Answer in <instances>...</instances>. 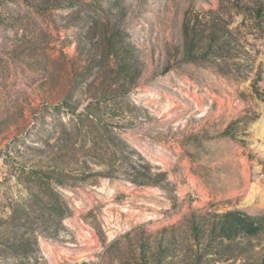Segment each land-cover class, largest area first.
Listing matches in <instances>:
<instances>
[{"label":"rangeland","instance_id":"374dc122","mask_svg":"<svg viewBox=\"0 0 264 264\" xmlns=\"http://www.w3.org/2000/svg\"><path fill=\"white\" fill-rule=\"evenodd\" d=\"M0 264H264V0H0Z\"/></svg>","mask_w":264,"mask_h":264},{"label":"trees","instance_id":"16d2710c","mask_svg":"<svg viewBox=\"0 0 264 264\" xmlns=\"http://www.w3.org/2000/svg\"><path fill=\"white\" fill-rule=\"evenodd\" d=\"M256 218L245 215L240 212H227L220 215V218L214 219L211 224V228H214V225L222 224V226H228V224H242L247 223L250 225L257 224L255 223Z\"/></svg>","mask_w":264,"mask_h":264}]
</instances>
